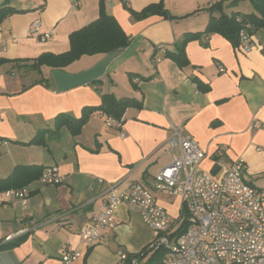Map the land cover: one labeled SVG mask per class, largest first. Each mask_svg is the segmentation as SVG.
I'll list each match as a JSON object with an SVG mask.
<instances>
[{
    "label": "crops",
    "instance_id": "1",
    "mask_svg": "<svg viewBox=\"0 0 264 264\" xmlns=\"http://www.w3.org/2000/svg\"><path fill=\"white\" fill-rule=\"evenodd\" d=\"M78 1L71 12V0H0L1 7L21 10L0 21V179L11 176V186L29 190L24 203L13 199L0 205V264H60L66 249L81 253L72 264H117L118 250L140 252L152 233L134 206L120 205L116 227L104 230L90 247L81 243L80 228L101 211L109 183L123 189L142 180L152 190L155 174L172 160L166 146L172 125H180L206 153L201 168L216 173L241 156L244 180L264 191V26L252 30L253 47L243 52L219 33H203L210 17L206 8L219 0H162L177 18L141 19L123 2L140 11L161 0ZM239 3L224 12H254H240ZM101 4L130 41L99 82L59 91L46 66L37 77L27 76L25 64L44 52L68 50L69 34L97 18ZM36 19L40 32H50L44 41L37 32L28 33ZM186 33L200 34L184 44L189 62L180 67L166 53ZM102 56H87L95 60L81 65L83 56L62 70L78 72ZM102 93L140 101V107L124 108V136L106 125L101 110L87 113V107L103 106ZM84 109L88 117L78 134L62 127L57 134L47 131L44 144H25L38 131L53 129L57 115L79 118ZM255 120L260 127H252ZM222 145L227 149L218 157ZM48 166L58 167L59 184L38 181ZM154 195L171 217L178 216L177 196Z\"/></svg>",
    "mask_w": 264,
    "mask_h": 264
},
{
    "label": "built area",
    "instance_id": "2",
    "mask_svg": "<svg viewBox=\"0 0 264 264\" xmlns=\"http://www.w3.org/2000/svg\"><path fill=\"white\" fill-rule=\"evenodd\" d=\"M78 4V0H71V12ZM236 20L240 23L237 46L249 52L253 47L250 24L241 15ZM40 26L39 19L31 21L28 33L37 32L44 41L50 32H40ZM218 68L224 71L221 65ZM104 120L124 136L120 120L110 115ZM252 127H260V122L255 120ZM166 146L172 160L155 174L152 190L142 180L130 182L123 189L117 187L118 182L108 184L101 211L80 228L81 243L90 247L100 241L104 230L116 227L118 207L131 205L138 209L152 238L136 254L118 250L117 264H143L159 253L153 264H264V191L244 180V159L239 156L216 173L201 168L206 153L180 125L170 127ZM226 149L222 145L217 156ZM38 181L59 184L62 177L58 167L44 168ZM163 191L180 199L177 217H171L154 195ZM28 193L26 187L1 191L0 205L13 199L24 203ZM182 223L183 231L178 233ZM80 256L79 251L66 249L60 264H72Z\"/></svg>",
    "mask_w": 264,
    "mask_h": 264
},
{
    "label": "trees",
    "instance_id": "3",
    "mask_svg": "<svg viewBox=\"0 0 264 264\" xmlns=\"http://www.w3.org/2000/svg\"><path fill=\"white\" fill-rule=\"evenodd\" d=\"M239 1L242 0H219L209 5L206 10L210 13V17L205 26L203 33L216 32L228 39L233 45L238 44V31L240 29V23L236 20V17L241 15L247 19L250 24V31L253 29L264 26V0H249L253 6L254 12L252 13H239L224 12V8L236 6ZM124 8L131 14L134 19H141L151 14H158L167 18H177L170 15L164 8L162 0L156 3H151L145 6L140 11H135L128 7L123 2ZM16 10L12 7L0 6V21L1 19ZM214 12L219 14L216 16ZM200 33H186L183 41L176 44L174 51H167L166 56L171 58L178 66H184L188 64V59L184 52V44L196 37ZM130 37L124 32L116 18L110 14H107L103 10V6H100V12L97 18L85 24L84 26L72 31L69 34V49L61 53L44 52L39 56L32 59L28 63L29 70L40 71L42 66H46L50 69H63L67 65L79 60L83 56H91L95 54H107L114 49L124 48L128 45ZM1 60V59H0ZM7 60V59H6ZM18 60V59H16ZM28 60V59H21ZM8 61V60H7ZM2 62V61H0ZM45 79H40L38 82H43ZM99 82V79L92 81V83ZM198 84L200 82L197 81ZM102 105L95 108L87 107V113L94 110H101L105 116L110 115L117 120H120L124 108L127 106L140 107V101L133 97L115 98L111 93H102ZM83 111V114L79 118H75L69 114L61 113L56 116V121L53 129H42L38 131L27 143L25 144H44V134L47 131L57 134L62 127H66L72 134H78L81 126L86 121L88 114ZM41 172H39L40 174ZM38 174V176H39ZM11 177V176H10ZM0 179L2 188L0 190H7L10 188H17L21 186H11L9 184L11 178ZM3 181V182H1ZM182 223L177 232H182ZM2 247V246H0ZM157 254H152L145 263L153 264L157 260Z\"/></svg>",
    "mask_w": 264,
    "mask_h": 264
},
{
    "label": "water",
    "instance_id": "4",
    "mask_svg": "<svg viewBox=\"0 0 264 264\" xmlns=\"http://www.w3.org/2000/svg\"><path fill=\"white\" fill-rule=\"evenodd\" d=\"M122 48L114 49L98 59L93 65L78 72L70 73L62 69H51V78L57 90L63 91L101 78L111 61L120 53Z\"/></svg>",
    "mask_w": 264,
    "mask_h": 264
},
{
    "label": "rangeland",
    "instance_id": "5",
    "mask_svg": "<svg viewBox=\"0 0 264 264\" xmlns=\"http://www.w3.org/2000/svg\"><path fill=\"white\" fill-rule=\"evenodd\" d=\"M240 3H239V5H238V7H237V9L238 10H240V12H249V11H251L252 10V8H253V6H252V4L250 3V1L249 0H242V1H239ZM254 10V9H253ZM83 60L80 62L81 63V65H83V64H87V62L88 61H94L95 59H89L87 56H84V58H82ZM25 67H26V69L27 70H29L27 67H28V64H25ZM25 69V70H26ZM45 70V72L46 73H48L49 74V72H48V70L47 69H44ZM17 74L19 75V76H21L22 75V69H17ZM21 74V75H20ZM28 77H37L38 76V74H37V71H35V70H29V73H28V75H27ZM21 77H23V76H21Z\"/></svg>",
    "mask_w": 264,
    "mask_h": 264
}]
</instances>
